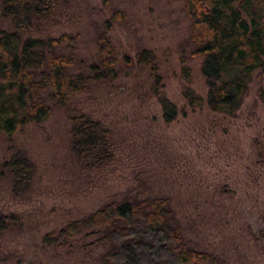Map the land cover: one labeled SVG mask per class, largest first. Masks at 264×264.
<instances>
[{"label":"rangeland","instance_id":"obj_1","mask_svg":"<svg viewBox=\"0 0 264 264\" xmlns=\"http://www.w3.org/2000/svg\"><path fill=\"white\" fill-rule=\"evenodd\" d=\"M4 29L16 27L0 0ZM102 30L116 49L114 79L92 80L68 106L54 104L48 119L12 135L0 129V213L15 216L0 234V264H100L105 247L91 243L96 234L61 245L44 243L43 235L131 196H168L189 242L218 262L264 264V71H255L235 113L192 104L186 89L206 97L208 85L204 56L190 54L185 0H59L23 36L72 34L73 70L88 72L100 59ZM161 96L177 110L171 120ZM79 112L111 129L112 157L96 161L74 151L70 116ZM17 153L34 164L19 182L7 164Z\"/></svg>","mask_w":264,"mask_h":264},{"label":"trees","instance_id":"obj_2","mask_svg":"<svg viewBox=\"0 0 264 264\" xmlns=\"http://www.w3.org/2000/svg\"><path fill=\"white\" fill-rule=\"evenodd\" d=\"M2 5L16 27L0 31V129L7 135L29 122L48 119L54 104L68 106L71 97L88 90L92 80L117 76L116 49L107 30L98 34L100 59L89 65L88 72L73 70L76 53L66 49L72 34L23 36L35 21L50 16L59 0H2ZM185 10L194 44L190 54L204 56L201 71L208 85L206 97L191 88L185 94L192 104L235 113L255 71H264V0H185ZM121 12L117 10L114 17ZM148 56L145 49L141 59ZM160 99L166 119H173L174 104L166 96ZM70 118L72 147L81 158L104 161L113 156L109 127L86 112ZM7 164L18 182L34 169L33 162L18 153ZM14 218L0 213V234ZM81 233L96 234L91 243L105 247L100 264H224L189 242L168 196L111 199L59 230L46 232L43 242L61 245Z\"/></svg>","mask_w":264,"mask_h":264}]
</instances>
